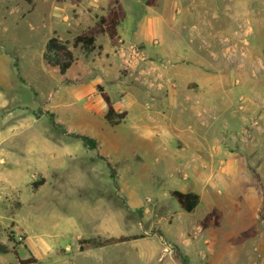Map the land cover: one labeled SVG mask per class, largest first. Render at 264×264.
Wrapping results in <instances>:
<instances>
[{
  "label": "rangeland",
  "instance_id": "rangeland-1",
  "mask_svg": "<svg viewBox=\"0 0 264 264\" xmlns=\"http://www.w3.org/2000/svg\"><path fill=\"white\" fill-rule=\"evenodd\" d=\"M89 1L0 0V245L9 250L0 253V264H260L264 0H170L178 20L165 17L161 27L157 16L147 15L156 0H117L131 38L115 41L118 79L129 77L140 92L117 96L120 113H128L120 124L85 107L81 87L88 77L81 65L89 52L75 49L65 75L44 60L54 32L72 45L115 0H100L98 9ZM162 9L161 0L157 15H165ZM97 42L111 47L107 35ZM129 44L146 59L123 74L119 51ZM178 59L183 76L196 70V81L173 76ZM168 86L198 108L194 117L186 111L195 130L167 129ZM182 108L176 105V113ZM71 134L89 137L95 149ZM194 141L208 153L203 158L216 148V165L183 159V145ZM174 190L200 195L196 210L206 208L216 219L215 237L174 226L181 216H193L178 206ZM180 233L190 240L188 253ZM97 234L143 237L81 252L77 240Z\"/></svg>",
  "mask_w": 264,
  "mask_h": 264
},
{
  "label": "crops",
  "instance_id": "crops-1",
  "mask_svg": "<svg viewBox=\"0 0 264 264\" xmlns=\"http://www.w3.org/2000/svg\"><path fill=\"white\" fill-rule=\"evenodd\" d=\"M107 1H109V0H107ZM81 2H82V0H81ZM160 2H161V0H156L154 5L146 6L148 9L151 10V12L148 13L147 15L152 19L155 16H157L159 27H161L162 23L165 22V17L174 18V19L178 20L177 15H178L179 11L173 10V6L171 5L170 0H162V3H163L162 12H164L165 15L164 14L157 15L156 10L159 9ZM89 3H90L89 5L93 6V8H95V9H98V7L100 6V0H90ZM169 9L171 10L170 14H169ZM124 11H125V8H124ZM126 16L127 15H126V11H125V18L117 26V40L118 39L131 40V38L127 36L126 29L123 26V23L126 19ZM149 23H150V25L147 28L152 32L154 29H153V26L151 25L152 23L150 21H149ZM93 25H95V24L93 23ZM93 25L90 27H93ZM88 28L85 30H88ZM54 35L58 36L61 40H63V38L57 32H54ZM78 35H80V34H78ZM99 35H102V34H99ZM104 35H107V34H104ZM133 35L137 36L138 38L141 37V34L138 33L137 31H134ZM98 36L96 37L95 48L89 52L90 53V55L88 57L89 61H87V57L84 56L85 59L83 60L82 65H81L82 73H84L85 76L88 77L87 80L84 81V82H87V84H85L81 87L82 84L79 83V81L77 79L75 81L77 83L78 87L83 88L82 89V92H83L82 95H86V97H87V103L85 104V107L87 108V111L93 116H95V115L100 116L101 114H104L105 112L107 113V110H108L107 103L102 98L101 93L98 90V86H101L103 88L104 92L109 96L116 113H120V111H122V110H120V108L123 107L122 104H119V99H117L118 95L121 94L120 96L124 97V98L140 95V92H136L135 85L134 86L131 85V82H130L131 79H129V77L122 78L120 80L118 79V76H119V73H118L119 72V60L117 59V57H113V55H112L114 49L116 48V42L115 43L112 42V40L107 35L111 47H108L107 49H103L102 45H98V42H97ZM139 44L143 45L145 48L146 47L145 39L141 37ZM70 46H71V44H70ZM148 47H146L145 50L148 53L149 57H151V59H153V57H155V56L151 51L148 50ZM82 50L85 53H88L84 49H82ZM74 52H75V49H74ZM94 56H96V59L94 58ZM75 60H76V58H75ZM174 62L177 63V65H175V68L172 70V74L174 77H176L178 79L181 78L184 81H196L195 76L199 75L196 72V70L193 71L194 77H191V78L185 77V76H183L185 68H183L181 66L182 65L181 59H178ZM93 73H95L97 76H92ZM67 82H69V81H67ZM164 98H165V119L168 120L167 124H165V125H167V129L168 130H195V129H192V125H190V122H189L190 120L188 119L190 117L188 115H186V111H190L191 116L194 117L195 114L199 111L198 108L196 107V105H193V101L185 100V97L183 96V94H181L180 90H177V89L169 87V86H168V89L165 91ZM176 105H180L181 107H183L181 109V112L176 113ZM123 113L126 114L125 117L123 119H121L117 124H120L121 121H123L126 118V116L128 115V113H126V112H123ZM196 145L197 144L195 141L193 142L192 147L190 144H187V143L185 145H183V147H182V152H183L182 154L184 155L183 159L190 158V162H194V163H196V162H201V163L202 162H208V164L210 166L216 165L215 164L216 163V157H215L216 148H212V147L208 148L210 153H209V157L207 159V158H203V155L205 156L208 153L201 154L199 147H195ZM188 163L189 162H187V164ZM211 177H213V179L215 177V176H212V171H210L209 179ZM200 202H202L201 197H200ZM178 206H179V204H178ZM197 207L192 212H189L190 214L193 215L191 217H187L184 219L181 216V214L179 213L180 215H178V216L179 217L181 216V217L179 218V222H176L175 223L176 225L174 224V226H176L177 228H179V227L189 228L191 226L192 229L198 231L199 235H202V236H204V231L209 230L212 233V234L210 233V237L213 238L214 231L217 230V228L215 227L216 219L214 217L209 218V217H207V215H205V209L206 208L203 210L202 209L200 210V208L198 210H196ZM165 229H166V227H165ZM167 230H169V228H167ZM179 230H180V228H179ZM85 235H88V234H85ZM90 236L94 237L95 239H101V238H98L99 237L98 234L97 235H89V237ZM178 237H179V239L183 240L182 241V244H184L183 249L186 253H188L189 248L191 246V244L189 242L190 240L186 239V235L184 233H180L178 235ZM94 238H85L82 240L94 239ZM114 238H118V237H114ZM103 239H107V238H103ZM215 239L217 240V238H215ZM77 243H79L78 240H77ZM113 245H115V244H113ZM48 247L51 250V245H49ZM99 248H101V247H99ZM91 249H98V248H86L81 252L89 251ZM260 249L262 252L261 254L263 255V258L262 257L260 258V264H264V243L261 245ZM215 252L216 251H213L210 249V253L215 254ZM162 254H164V253L162 252Z\"/></svg>",
  "mask_w": 264,
  "mask_h": 264
},
{
  "label": "trees",
  "instance_id": "trees-1",
  "mask_svg": "<svg viewBox=\"0 0 264 264\" xmlns=\"http://www.w3.org/2000/svg\"><path fill=\"white\" fill-rule=\"evenodd\" d=\"M27 3H32L33 0H24ZM97 21L93 27L76 36L72 45L67 41L61 40L58 36H52L48 39L45 45L44 60L51 67H56L59 73L64 75L74 64L75 55L74 49L81 48L86 52H90L95 48L96 37L99 34H107L112 42L117 40V26L125 18V11L117 0L114 1L112 9L107 16H96ZM98 90L101 93L102 98L107 103L108 110L106 113V119L112 123H118L125 117V113L116 114L114 107L111 103L109 96L104 92L101 86H98ZM75 139H80L84 145L90 149H95L96 145L92 139L87 136L79 134H71ZM109 169L110 165L107 164ZM43 180H41L42 182ZM39 182V183H41ZM39 183L33 184V189H36ZM172 196L179 204V206L186 212H192L200 203V196L193 192H182L175 190L172 192ZM141 235L120 236L118 238L107 239H87L79 241V249L83 251L86 248H99L113 244L123 243L131 240L142 238ZM9 250L7 246L0 245V253H7ZM35 259L21 260V264L35 263Z\"/></svg>",
  "mask_w": 264,
  "mask_h": 264
},
{
  "label": "built area",
  "instance_id": "built-area-1",
  "mask_svg": "<svg viewBox=\"0 0 264 264\" xmlns=\"http://www.w3.org/2000/svg\"><path fill=\"white\" fill-rule=\"evenodd\" d=\"M120 56L122 57L121 71L123 74L134 71L137 65L146 59L144 53L135 44L122 46L120 48ZM22 236L17 237V241H22Z\"/></svg>",
  "mask_w": 264,
  "mask_h": 264
},
{
  "label": "bare ground",
  "instance_id": "bare-ground-1",
  "mask_svg": "<svg viewBox=\"0 0 264 264\" xmlns=\"http://www.w3.org/2000/svg\"><path fill=\"white\" fill-rule=\"evenodd\" d=\"M242 14V13H241ZM250 15V14H249ZM242 16V15H241ZM250 31V30H249ZM245 32V31H244ZM248 34V33H247Z\"/></svg>",
  "mask_w": 264,
  "mask_h": 264
}]
</instances>
